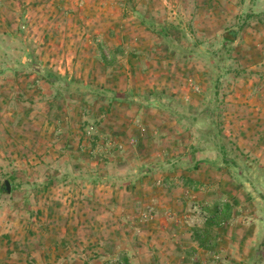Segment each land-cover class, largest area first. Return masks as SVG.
<instances>
[{"label": "rangeland", "instance_id": "1", "mask_svg": "<svg viewBox=\"0 0 264 264\" xmlns=\"http://www.w3.org/2000/svg\"><path fill=\"white\" fill-rule=\"evenodd\" d=\"M240 3L241 0H0V36H6L5 44L0 46V129L11 131L10 138L3 137L7 142L0 144V184L12 175L19 186L10 185V193L0 195V264H90L94 258L99 259L98 264H122L118 258L120 243L107 246V241H128L130 251L135 253L130 254L133 264H247L257 245L260 215L256 205L260 202L249 196L254 193L249 185L239 188L230 177L206 167L197 171L201 179L196 177L200 180L188 190L181 179L165 182L163 178L179 175L182 169L155 173L147 179H152L150 190L158 191L146 194L147 200L143 196L138 199L142 193L140 184L135 186L138 191L121 192L135 187L116 189L114 203L110 194L103 196L106 192L98 191L99 187L107 188L104 186L85 185L73 190L52 186L38 190L33 186L48 176L66 172L77 176H87L92 171L127 175L142 164L183 157L196 142L198 128L185 130L168 114L148 108L143 96L162 90L187 106H199L207 89L206 60L195 57L187 63L180 61L173 50L145 30L133 11L159 22H181L190 39L193 35L204 39L201 49L205 52L218 47L216 38L228 19L249 5L248 0ZM260 6L264 8V0H260ZM106 16L108 23L101 20ZM253 24L235 44L236 62L232 61L233 67L237 64L247 68L253 76L229 87L223 122L241 149L264 164V23L255 20ZM42 37H50V44L44 45L47 49H61L65 47L61 40H72L73 49L79 48L78 43L85 52L80 57L73 52L64 61L59 54L42 50ZM115 45L121 50L115 52ZM88 49L94 54L85 56ZM26 53H36L38 61L62 75L104 85L120 93L122 99L109 104L91 95L58 91L31 69L18 70L17 63ZM92 59V68L81 70V65L88 67L86 62ZM77 63L79 68L74 70ZM108 142H112L109 147ZM97 146L102 151L92 153ZM205 157L197 155V159ZM188 159L180 161L186 163ZM158 181L163 186H157ZM178 188L184 189V207H171L160 218L162 229L153 230L158 206L169 197L166 191L176 194ZM215 201L219 206L232 202L235 207L231 219L211 230L213 236L222 237L217 241L220 246L211 244L205 256L191 255L181 263L185 252L195 244L190 240L193 231L206 223L196 216L194 224L188 225L186 216L192 215L194 205L208 213V205ZM149 206L155 208V218L143 222L140 214ZM63 207H67L69 215H76L71 216L73 221L84 212L83 227L78 234H70L67 248H51L48 258L43 246L58 243L59 233L63 232L46 228L58 221V209ZM46 208L54 216L41 215ZM123 209H131L133 214H123ZM128 226L131 229L125 230ZM180 229L183 237H174ZM158 231L161 233L155 237ZM242 233L249 238L245 244L239 241ZM160 237L165 241H159ZM224 237H232V241ZM180 238L185 243L178 255L174 245ZM81 239L84 242H79ZM94 239H98L97 245ZM63 254L67 255L66 263L58 261ZM174 256L177 258L172 260Z\"/></svg>", "mask_w": 264, "mask_h": 264}, {"label": "trees", "instance_id": "2", "mask_svg": "<svg viewBox=\"0 0 264 264\" xmlns=\"http://www.w3.org/2000/svg\"><path fill=\"white\" fill-rule=\"evenodd\" d=\"M246 0H241V5ZM249 5L242 12L231 16L227 24L223 27L221 34L216 38L218 47L207 51H202L204 39L193 35L190 39L182 23L179 21L159 22L153 17L146 16L138 10H134L135 17L140 21L145 30L153 34L167 49L173 50L178 59L184 63L195 57H204L207 68V89L204 93V100L199 106H187L175 95L155 90L145 93L143 98L148 108H156L181 126L185 130L192 127L198 128L196 142L189 147L183 157H178L177 161H154L152 164H142L136 170L127 175L99 174L97 171L90 172L87 176H77L68 172L62 175L48 176L42 183H34L38 189L49 187H64L71 190L77 187L90 185L92 187L104 186L111 189L123 190L128 187H135L145 179L154 176L155 173L165 174L182 169L186 172L200 171L203 167L221 175L230 177L239 188L246 189L249 185L254 193H249L252 199H258L260 203L256 205L260 215L258 219L259 231L256 238L257 245L255 251L248 258L247 264H264V164L259 160L246 154L239 146L237 140L226 132L223 122V105L227 97L229 87L240 80L250 79L253 73L247 68L235 64L232 61L235 53V44L242 40L243 33L251 28L256 20L264 23V8L260 6V0H248ZM6 37L0 36V46L5 44ZM18 70L27 68L40 77L46 79L52 88L67 93H77L82 97L87 95L101 98L112 104L122 99V95L107 88L104 85H95L77 81L69 75H62L56 70L44 66L37 59L36 53H26L23 61L18 63ZM230 76V79H226ZM183 123H185L183 125ZM198 154L206 157L197 159ZM189 158L186 163H182L181 158ZM10 185H16V179L11 175L7 177ZM185 184V183H184ZM6 193L5 184H0V195ZM256 194V195H254ZM256 197H253V196ZM235 199H232L234 202ZM219 205L215 206L209 213V219L202 229H195L192 237L198 245L204 249L210 248L214 241L212 228L227 220L233 209L232 203L223 205V212L219 214ZM122 264H128L126 261Z\"/></svg>", "mask_w": 264, "mask_h": 264}, {"label": "crops", "instance_id": "3", "mask_svg": "<svg viewBox=\"0 0 264 264\" xmlns=\"http://www.w3.org/2000/svg\"><path fill=\"white\" fill-rule=\"evenodd\" d=\"M102 21H106V23H108V17L106 16L105 18H102L101 19ZM2 31H4V32H6V33H8V34H10V35H12V34H14V32L13 31H11V32H9L8 30H2ZM44 36H46V35H44ZM3 37H6L5 35L3 36ZM50 42V37H42V42H41V44H42V50L46 53H48V54H53V53H57V55L59 54L60 55V57L61 58H63V60L65 61H68V55H71L73 52H74V54L76 55V56H81V54L83 53V52H85V51H83V49L80 47L81 45H78V43H76V45H77V47H79V48H76V49H73V47H72V44H74V41H72V40H66V41H64V40H61L60 41V43L61 44H63L64 43V45H65V47H63V45H62V48L61 49H58V50H53L54 49V47H51V48H49V49H47V47H44V45H46L47 44V46H48V44H50L49 43ZM120 45V44H119ZM115 46H118V45H115ZM119 50H121V47L120 46H118V47H116V49H115V52H118ZM114 52V51H113ZM112 52V53H113ZM46 53V54H47ZM86 55L85 56H87V54H89V55H92V54H94V52L92 51V50H90V49H88V52H86L85 53ZM74 55V56H75ZM91 58V57H90ZM80 63V62H79ZM79 63H77V68L75 67V69L74 70H78V68H79ZM90 63V64H89ZM92 63H94V61H93V59H92V61H90V62H86V64H88V67H85V66H83V65H81V70H90L91 68H92ZM84 64H85V62H84ZM90 65V66H89ZM66 69H69L67 66L65 67ZM80 72H82V71H80ZM92 72H94L93 70H92ZM61 73V72H60ZM0 127H2V125L0 126ZM9 132H11V131H9V130H7V129H5V130H1L0 129V139L1 140H3V141H1L0 140V144L1 143H3V142H7L6 140H7V138H10L9 137V134L11 135V133H9ZM6 139L5 141H4V138ZM12 141V140H11ZM198 176H200V174H198V172L197 171H192V172H186V171H184V172H182V173H180L179 175H176V176H169V177H163L164 178V180H165V182H168V181H173V180H177V178L178 179H181V180H183V181H185V183H187V185L185 184V190H188V188H190L191 186V184L192 183H194V182H196V181H198V180H200L201 178L200 177H198ZM196 177H198V178H200V179H196ZM166 178H168V179H166ZM203 178V177H202ZM152 181V179H147V180H144L143 181V183H141L140 184V191L142 192V193H139V198L138 199H140L142 196V198H144V200H147L148 199V197H146L145 195L146 194H149V193H153V194H155V192L156 191H158L157 189L156 190H154V191H152V190H150L151 188H153V185H151L150 184V182ZM145 188H147V189H145ZM192 188V187H191ZM127 191H121L122 193H127V192H130V190H135V191H138L139 189H138V187H135V189H126ZM98 191L99 192H106V194H102L103 196L105 195V196H109V194H110V201L112 202V203H114V202H116L117 200H115L116 198V196L118 195V191H116V190H114V189H111V188H98ZM163 192V191H162ZM178 192L179 193H176V194H172L171 192H169L168 190L166 191V193H169V197H166V198H164V200H163V203H165V204H161L160 203V205L158 206V210H157V212H158V217H157V219H156V221H155V223H153V230H158V229H162L161 228V224L159 223V221H160V218L162 217V215H163V213H165V212H167L168 210H170V208L171 207H174V208H176L177 210H180L181 209V207H184L182 204L184 203L183 202V199H182V196L184 195V189L182 188H178ZM187 192V191H186ZM181 194V195H180ZM200 196V195H199ZM161 197V196H160ZM115 198V199H114ZM162 198V197H161ZM207 199H209V198H207ZM235 202V201H234ZM230 203H232V202H230ZM236 203H234V205H235ZM218 205V203H217V201H215L214 203H211L210 205H208V211H211L215 206H217ZM233 205V204H232ZM125 206V205H124ZM59 210V217H57L58 218V221L56 222V223H54V224H51V226H48V228H46V231H47V229H49L50 231H52V232H57V231H62L63 232V235L62 234H60L59 233V236L60 237H58V243H56L55 241H54V243L53 244H47V243H45V245L43 246V250L45 251L46 250V254H45V256H47L48 258L50 257V255H49V253H50V249L52 248L53 250H55L56 249V247L57 248H62V247H64L65 246V248H67V246H68V241H70V237H72V236H70V234H73V233H77L78 234V230H80L82 227H83V225H82V222H83V220H84V215H82V214H84V212H81L80 213V217H75V221H73L72 219H71V216L72 217H74V216H76V215H74L73 216V214H70L69 215V210L67 209V207H63V208H60V209H58ZM123 214H133L132 213V210L131 209H129L128 211L126 210V209H123ZM127 212V213H126ZM92 213H96V212H92ZM41 215H43V216H46V218H49V217H51L52 215L54 216V214L48 209V208H46V209H43L42 211H41V213H40ZM48 214V215H47ZM231 214L234 216L235 215V207L232 209V211H231V213H230V216H229V218H228V220L229 219H231ZM36 215H39V212H37L36 213ZM79 215V214H78ZM48 216V217H47ZM134 217V216H133ZM39 218V217H38ZM45 218V219H46ZM131 215H130V217L127 215V219H129V220H131ZM159 218V219H158ZM40 219V218H39ZM162 222H163V220H161ZM43 222H45L44 221V219H43ZM157 222V223H156ZM133 223V222H132ZM40 224H43V223H40ZM155 224H156V226H158L159 225V227H156L155 226ZM119 225V224H118ZM50 227V228H49ZM52 228V229H51ZM115 228H117V226L115 227H113V229H115ZM129 229H131L130 228V226H128V228L127 229H125V230H129ZM179 229V228H178ZM44 230H45V228H44ZM100 230H102V229H100ZM73 231H75V232H73ZM94 231H96V229L94 230ZM182 230L180 229V231L178 232V231H175V233H174V237H179V235L180 236H182ZM161 232H157L156 234H155V237L157 236V237H159V234H160ZM217 234V233H216ZM144 235V234H143ZM142 235V236H143ZM150 236H151V233L149 234ZM95 236V235H94ZM114 236V235H113ZM124 237H127V238H129V236H128V233H124V235H123ZM153 236V235H152ZM256 236H257V234H256ZM183 237V236H182ZM181 237V238H182ZM161 238V237H160ZM178 239L179 241H176V245H174V252L176 253V254H178V255H180L181 253H182V251H181V247H182V245L181 244H184L185 243V241H183L182 239ZM191 238V237H190ZM224 239L225 240H227V241H229V240H231L232 239V237H231V239H229V238H226V237H224ZM249 238H248V236L247 235H245V233H242L241 234V236H240V238H239V241H240V243H244L245 244V242L246 241H249L248 240ZM251 239V238H250ZM253 239V238H252ZM112 240H114V238L112 237ZM190 240H192V241H194V245H193V247H192V249H188L186 252H185V254H184V256L182 257L183 259H181L182 260V262L181 263H184V258L186 259V257H189V256H191V255H196L197 257L198 256H205L207 253H208V250L207 249H204V248H202V247H200L199 245H198V243H197V241H195L194 239H193V237L190 239ZM50 241H52V240H50ZM84 242L82 239L81 240H79V242ZM93 241H95L96 242V245L98 244L97 242H98V239H94ZM159 241H165V239H163V238H161ZM217 241H222V237L219 235L218 237H215L214 236V241H213V244H214V246L216 245V246H220V244L219 243H217ZM232 241V240H231ZM118 242L120 243V249H119V251H118V258L120 259V260H122L123 262H127L128 264H133V261H135L134 260V258H132L131 256H130V254H135L134 252L132 253L131 251H130V247H128V241H125V243H122V242H120V241H107V246H114V244H118ZM143 242V241H142ZM216 243V244H215ZM58 244H60V246L58 245ZM141 244V243H140ZM181 245V246H180ZM141 246V245H140ZM163 246H161V243H159V247L158 248H160L161 249V251L160 252H162L164 249L162 248ZM115 248V247H114ZM181 248V249H180ZM163 249V250H162ZM59 254H62V253H59ZM59 256H61L60 257V259H58V261L60 262V261H62V262H64V263H66V260H65V257L67 256L66 254H63V256L62 255H59ZM177 258V256L175 257H173V258H171L172 260L173 259H176ZM197 260V259H196ZM49 262H52V261H49ZM98 262H99V259L98 258H94V259H92L91 261H90V264H98ZM198 262H200V261H198ZM173 264V263H172Z\"/></svg>", "mask_w": 264, "mask_h": 264}, {"label": "built area", "instance_id": "4", "mask_svg": "<svg viewBox=\"0 0 264 264\" xmlns=\"http://www.w3.org/2000/svg\"><path fill=\"white\" fill-rule=\"evenodd\" d=\"M191 83V82H190ZM196 90H199L198 88H196ZM89 134V132L87 133ZM132 143V140H131ZM112 142H108L106 144L107 147L111 146ZM122 146L120 145L119 148H121ZM101 147L97 146V148L95 150L92 151V153H96V152H100ZM157 186H163L161 181L157 182ZM192 215L186 216V220L185 222L189 225V224H194L195 220H196V216L200 217V219L204 222H206L209 219V213H206V211L202 208L199 207L198 205H194L193 208L190 210ZM223 212V205H221L219 207V214H221ZM156 215V211L155 208L153 206H149L147 207V209L145 211H143L140 214V219L143 222H150L153 221ZM169 217H171V214H168Z\"/></svg>", "mask_w": 264, "mask_h": 264}, {"label": "water", "instance_id": "5", "mask_svg": "<svg viewBox=\"0 0 264 264\" xmlns=\"http://www.w3.org/2000/svg\"><path fill=\"white\" fill-rule=\"evenodd\" d=\"M5 188H6V193L7 194H9L10 193V191H11V187H10V184H9V182L8 181H5Z\"/></svg>", "mask_w": 264, "mask_h": 264}]
</instances>
